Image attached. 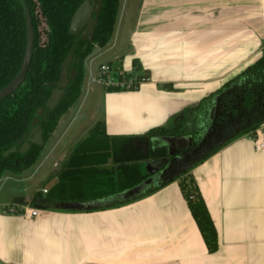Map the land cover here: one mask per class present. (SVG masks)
<instances>
[{
  "label": "crops",
  "instance_id": "1",
  "mask_svg": "<svg viewBox=\"0 0 264 264\" xmlns=\"http://www.w3.org/2000/svg\"><path fill=\"white\" fill-rule=\"evenodd\" d=\"M119 2L110 41L105 47L94 45L84 60L80 93L85 86L86 96L93 83L100 84L102 63L124 74L146 71L148 78L134 89L108 91L102 86L101 110L82 121L72 131L74 139L62 145L73 103L42 142L37 157L43 148L49 151L34 171L1 175L0 264H264V149L255 151L253 132L237 135L190 170L217 232L213 253L178 180L117 207H45L33 218L22 214L24 207L34 206L17 204L12 188L36 179L39 169L50 164L52 182L23 199L43 194L75 145L96 125L108 135L172 129L184 109L196 106L263 54L264 0ZM42 176L46 181L50 177Z\"/></svg>",
  "mask_w": 264,
  "mask_h": 264
},
{
  "label": "trees",
  "instance_id": "2",
  "mask_svg": "<svg viewBox=\"0 0 264 264\" xmlns=\"http://www.w3.org/2000/svg\"><path fill=\"white\" fill-rule=\"evenodd\" d=\"M83 1L85 0H0V89L13 80L22 64L27 42V14L31 18L34 32L33 52L26 77L16 91L0 101V177L7 171L22 173L28 170L37 158L42 145L31 144L25 153L15 151L8 156L3 153L18 145L27 136L33 118L41 107H45L53 88L49 84L58 80L61 64L76 41V37L71 36L68 29L71 17ZM119 6V0H103L92 41H78L72 52L71 62L75 77L69 81L65 97L53 110L46 109L44 116L40 118L43 142L54 129L60 115L79 96L85 58L94 45L105 47L110 41ZM135 76L138 79H147L148 73L145 71ZM228 87H234L237 92L243 90L244 101L250 103L253 92L264 90V49L263 54L253 64L227 80L216 92L203 97L196 106L184 109L177 125L172 129L154 127L143 134L108 135L100 124L96 125L75 145L55 174L56 181L47 189L46 194L43 196L35 193L33 198L46 199V208L80 211L61 209L55 205L112 198L134 187L149 176L141 169L144 162L169 158L167 144L163 140L165 137L189 135L194 142L196 139L200 140L208 124V112L213 99ZM121 89L125 90L119 87L106 88L108 91ZM260 123L239 135L254 132ZM109 163L111 166H108ZM191 169L174 180H178L208 252L213 253L218 247L217 232L197 183L190 174ZM168 183L153 184L132 198L109 200L82 211L125 205Z\"/></svg>",
  "mask_w": 264,
  "mask_h": 264
},
{
  "label": "water",
  "instance_id": "3",
  "mask_svg": "<svg viewBox=\"0 0 264 264\" xmlns=\"http://www.w3.org/2000/svg\"><path fill=\"white\" fill-rule=\"evenodd\" d=\"M102 2L103 0H85L75 10L70 20L68 32L71 36L76 37V41L72 45L70 52L66 55L64 61L61 64L58 80L49 84V86H53V88L49 98L45 103V107H41L38 110L37 116L33 118L32 126L27 136H24L18 142V145H15L5 151L3 153L4 156H8L10 153L15 151L25 153L31 144H42V130L39 124L40 118L44 116L46 109L49 111L53 110L56 105L65 97V90L69 84V81L73 80L75 77V69L71 67V62L73 60L72 52L75 50L79 40H84L87 42L92 41L94 28L97 24ZM33 40L34 32L32 22L30 16L27 14V42L23 61L17 75L13 78V80L0 89V101L3 98L11 95L23 83L31 62ZM231 94L232 96L227 102L232 104L231 110L237 111L236 115H233L232 112H230L228 114L229 121L224 126L219 127V129H216V124L213 120L211 125L205 130V134L201 137L198 143L194 142L192 137L189 135L165 137L163 140L167 144L169 158L146 161V167L149 169L147 172L149 176L139 184L118 193L112 198H101L83 203L62 202L56 204L55 206L66 210H82L104 204L109 200H125L132 198L143 192L146 187H149L153 184L173 181L176 177L191 169L201 159L206 158L216 148L223 146L225 143L239 135L241 132L249 129L254 124L264 121V115H262V117L257 119L254 124H250V120L244 124H241L243 116L249 119L251 116L255 117L256 114L254 113L253 108L247 109L244 107V91L242 90L237 92L234 87L225 90L223 93L217 95L213 99L212 105L208 112L209 121L215 116L222 114L220 108L225 106L227 102L224 103L223 101V105L220 102L223 100L224 95ZM260 101L264 102V94L261 91L253 92L252 103H259ZM23 201V204L32 203L36 208H45L44 205L46 199L44 198H26Z\"/></svg>",
  "mask_w": 264,
  "mask_h": 264
},
{
  "label": "rangeland",
  "instance_id": "4",
  "mask_svg": "<svg viewBox=\"0 0 264 264\" xmlns=\"http://www.w3.org/2000/svg\"><path fill=\"white\" fill-rule=\"evenodd\" d=\"M42 27V26H41ZM42 29V28H39ZM42 38V34L40 35ZM226 81L223 82V84ZM101 84L93 83L89 88L88 92L85 96V86L83 87V91L80 93L78 99L74 102V104L70 107V109L66 113V120L71 122V127L69 128V132L65 134V138L62 141L63 144H67L68 140L74 139L72 137L73 132L75 131L78 126L81 124L82 121H87V119L90 117L91 113L99 112L102 107V100L100 98L101 95ZM49 151L48 147L43 148L39 156L37 157L35 163L30 167L28 172H33L34 169L38 166V164L43 159L44 155ZM47 162H52V159H48ZM108 166H111L109 163ZM46 168H49L46 170ZM141 169L144 172H148V167H146V162H144L143 165H141ZM53 167L48 164L46 167H41L39 171L34 176L36 179H24L21 180L20 183H17V186L13 187L11 192L17 194V198L15 199L17 204L21 205L23 204L24 196L26 195H32L34 192H36V189H41L43 186H48L52 182V176L50 174L52 173ZM28 173V174H29ZM50 176L49 179L46 181V176ZM16 179V178H11ZM1 181V179H0ZM3 182V181H2ZM2 182H0V189L2 188ZM44 196V194H42Z\"/></svg>",
  "mask_w": 264,
  "mask_h": 264
},
{
  "label": "built area",
  "instance_id": "5",
  "mask_svg": "<svg viewBox=\"0 0 264 264\" xmlns=\"http://www.w3.org/2000/svg\"><path fill=\"white\" fill-rule=\"evenodd\" d=\"M98 82L104 87H119L125 89L136 88L138 85L146 79H138L134 74H124L121 70L113 68L108 63H102L98 67ZM263 124H259L252 133V142L255 151H261L264 149V129ZM43 194L47 192V189L43 188L41 191ZM39 213V208L36 207H24L22 214L26 218L36 217Z\"/></svg>",
  "mask_w": 264,
  "mask_h": 264
},
{
  "label": "flooded vegetation",
  "instance_id": "6",
  "mask_svg": "<svg viewBox=\"0 0 264 264\" xmlns=\"http://www.w3.org/2000/svg\"><path fill=\"white\" fill-rule=\"evenodd\" d=\"M230 88L231 87L225 88L221 93H223L225 90H228ZM260 91L264 94V90H260ZM231 96H232V94L231 95H224L223 100H221L220 103L222 104L223 101H224V103L227 102V101H229L230 98H231ZM231 105L232 104L230 102H227V104L225 106L221 107L220 109L222 111V114L221 115H218V116H215L210 121L208 120V124L205 127V130L211 125V122L213 120H214V122L216 124V129H219V127L224 126L229 121L228 114L230 112H232L233 115H236L237 114V111L231 110ZM243 105L247 109L253 108L254 113L256 114V116L255 117L254 116H251L249 119L246 118L245 116H243V119L241 121V124H244L245 122H247L249 120H250V124H252V123L254 124L257 119H259L260 117H262V115H264V102H262V101H260L259 103L253 104L252 102L250 103V102H248L246 100V101L243 102ZM204 134H205V131H204ZM201 137H200V139H201ZM199 141L200 140H198V139L195 140L196 143H198Z\"/></svg>",
  "mask_w": 264,
  "mask_h": 264
}]
</instances>
